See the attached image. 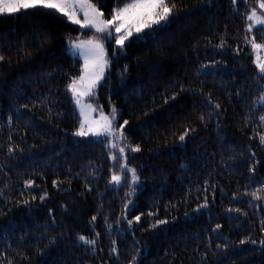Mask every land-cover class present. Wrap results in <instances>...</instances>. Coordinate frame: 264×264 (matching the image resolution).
I'll list each match as a JSON object with an SVG mask.
<instances>
[{"label": "trees", "instance_id": "1", "mask_svg": "<svg viewBox=\"0 0 264 264\" xmlns=\"http://www.w3.org/2000/svg\"><path fill=\"white\" fill-rule=\"evenodd\" d=\"M121 1L91 0L104 19ZM169 3L167 23L124 48L106 40L91 99L140 148L118 162L106 138L75 135L67 86L83 62L70 41L94 31L52 10L0 16V264H264V76L249 44L264 32L246 20L257 0Z\"/></svg>", "mask_w": 264, "mask_h": 264}, {"label": "snow or ice", "instance_id": "2", "mask_svg": "<svg viewBox=\"0 0 264 264\" xmlns=\"http://www.w3.org/2000/svg\"><path fill=\"white\" fill-rule=\"evenodd\" d=\"M236 3V0H233ZM259 12L257 8H251L250 14H246V20L251 21L247 25V31L252 32L254 28L264 32V0H257ZM175 3L170 4L169 0H123L122 6L113 9L110 18L104 19V13L101 12L91 0H0V16L5 14L12 15L20 13L27 15L28 10H52L53 14H59L61 17L67 18L72 24L78 25L81 29H88L99 33L104 39H111L116 45L121 48L124 46L133 32L141 33L145 29H151L154 25L159 26L162 22L167 23L169 17L173 15ZM81 17H83L81 19ZM250 47L256 53L254 63L259 70V73L264 76V57L260 56V51H264V43H257L255 38L249 41ZM222 46V45H221ZM70 49L74 54L83 57L84 63L82 67V74L74 77L68 84L67 89L71 92L74 104L79 109V116L82 118L80 127L75 133L77 136H87L91 134L95 137H115L117 140L123 141V126L128 123L124 121L119 129L113 126L115 121V108L112 109L111 116L104 115L102 112L99 114V119H92L91 114L96 112L97 109L90 103H85L84 98L94 97L95 88L99 81L103 79V74L108 66L106 59V51L104 44L99 38L88 40H72L70 41ZM4 57L0 56V60ZM261 101L264 102V96ZM218 108L219 105H216ZM264 121V116L260 117ZM87 125V127H85ZM184 135H187L185 133ZM184 135L180 136V140H184ZM260 142L264 144V136L259 137ZM110 148H116L118 154L122 159H125V148L132 152L140 151L139 146H131L125 144L118 146L115 143H110ZM11 151V149H10ZM112 159H116V155H112ZM121 171L131 173V183L135 185L139 177L136 175L134 168H128L126 164H121ZM122 181L120 175L113 174L110 183L119 185ZM127 182V181H125ZM261 190H257L259 192ZM257 192L252 193L253 197L260 199L261 197ZM43 198V197H42ZM207 206V205H205ZM239 211V209H236ZM153 215V213H149ZM95 220V217H93ZM140 216H135V221L139 222ZM129 220V225L132 224ZM166 220H157L153 227L158 224H165ZM220 225H217L219 228ZM97 236L99 233L96 234ZM79 241L85 245H96V240L89 239L83 235ZM243 243V241H241ZM255 243V241H253ZM264 244V241H260ZM112 253L116 254L117 249L112 248Z\"/></svg>", "mask_w": 264, "mask_h": 264}, {"label": "rangeland", "instance_id": "3", "mask_svg": "<svg viewBox=\"0 0 264 264\" xmlns=\"http://www.w3.org/2000/svg\"><path fill=\"white\" fill-rule=\"evenodd\" d=\"M122 3H123V0L121 1V3H119L118 4V6H117V8L118 7H121L122 6ZM99 9V8H98ZM101 11V10H100ZM257 11L259 12L260 10H259V8H257ZM83 17H81V19H82ZM249 23H251V21H249ZM134 34H136L135 32H133V35ZM97 38H99L100 40H101V42L104 44V48H105V51H106V59H107V61H108V66H107V68L105 69V71H104V74H103V79H101L100 81H99V83H98V85L96 86V88H95V93L97 92V89H98V87H99V85L102 83V81L104 80V77L106 76V73H107V70H108V67H109V60H108V55H107V43H106V40H108V39H104L102 36H101V34H99V33H95L93 36H91V37H79V38H76V39H72V40H77V39H79V40H88V39H97ZM131 38V37H130ZM130 38L127 40V41H125V44H124V46L122 47V48H124L125 47V45H126V43L130 40ZM71 40V41H72ZM257 42V41H256ZM257 43H260V42H257ZM118 47H120L119 45H117ZM121 48V47H120ZM70 51H71V53L74 55V56H76V57H79L81 60H82V62L84 63V60H83V57H81V56H79L78 54H74L73 53V51L70 49ZM260 56L261 57H264V51H260ZM254 56H255V58H256V53L254 52ZM264 96V95H263ZM92 97H86V98H84V102L85 103H90V104H92V106L94 107V108H96L97 109V111L96 112H93L92 114H91V117H92V119H99V114H100V112H102L104 115H108V116H111V114H112V111L111 112H107V111H105L104 109H102V108H100L99 107V105L97 104V102L95 101V100H93V99H91ZM261 103H264V102H262L261 101ZM77 107V106H76ZM79 110V109H78ZM82 119V118H81ZM113 126L115 127V128H117V129H119V127H120V125L118 124V113L117 112H115V121H114V124H113ZM80 127V126H79ZM85 127H87V125L85 126ZM87 136H92L91 134H89V135H87ZM83 137H86V136H83ZM93 137H95V136H93ZM95 138H97V139H103V138H106L107 139V141H108V145H110V143H115V144H117L118 146H123V145H121V142L122 141H120V140H117L114 136L113 137H95ZM114 150H115V152L113 153V155L115 154L116 155V159H115V161H119L118 160V157L120 156V155H117V149L116 148H113ZM116 175H120V176H123L124 174L121 172V171H119L118 173H116Z\"/></svg>", "mask_w": 264, "mask_h": 264}]
</instances>
